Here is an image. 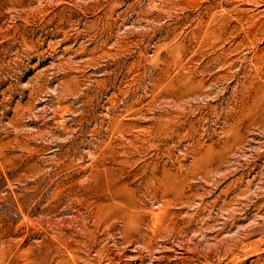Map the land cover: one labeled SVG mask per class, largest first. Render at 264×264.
<instances>
[{
    "label": "rangeland",
    "instance_id": "rangeland-1",
    "mask_svg": "<svg viewBox=\"0 0 264 264\" xmlns=\"http://www.w3.org/2000/svg\"><path fill=\"white\" fill-rule=\"evenodd\" d=\"M0 264H264V0H0Z\"/></svg>",
    "mask_w": 264,
    "mask_h": 264
}]
</instances>
